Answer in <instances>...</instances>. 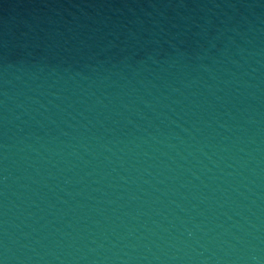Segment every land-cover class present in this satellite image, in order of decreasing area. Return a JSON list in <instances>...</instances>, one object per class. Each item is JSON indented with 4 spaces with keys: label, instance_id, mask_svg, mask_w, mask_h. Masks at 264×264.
I'll list each match as a JSON object with an SVG mask.
<instances>
[{
    "label": "water",
    "instance_id": "water-1",
    "mask_svg": "<svg viewBox=\"0 0 264 264\" xmlns=\"http://www.w3.org/2000/svg\"><path fill=\"white\" fill-rule=\"evenodd\" d=\"M0 264H264V0H0Z\"/></svg>",
    "mask_w": 264,
    "mask_h": 264
}]
</instances>
